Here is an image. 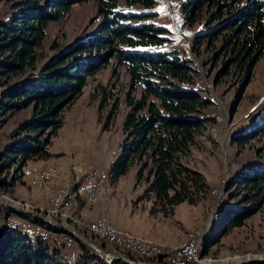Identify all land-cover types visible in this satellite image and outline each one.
<instances>
[{"label": "trees", "instance_id": "trees-1", "mask_svg": "<svg viewBox=\"0 0 264 264\" xmlns=\"http://www.w3.org/2000/svg\"><path fill=\"white\" fill-rule=\"evenodd\" d=\"M85 1L89 0H0L7 5L6 14H0V130L13 123L17 113H28L0 139V171L8 176L0 182L1 190L9 192L16 181L23 182L22 166L28 158L49 155L45 147L61 124L63 108L77 97L88 76L112 61L128 79L123 137L112 163V177L124 174L134 163L136 181L144 182L137 199L150 200V213L170 216L181 202L198 203L205 196L207 183L183 158L195 143L194 133L213 121L204 112L212 101L191 76L195 70L184 54L150 49L162 44L166 32L147 21L154 12L145 10L154 7L156 0H91V30L83 35L80 30L72 41L57 46L37 64L47 24L59 21L71 5ZM131 6L141 10L127 8ZM179 9L185 25L202 22L203 28L192 37L194 47L198 50L206 44L210 51L217 48L208 60L214 65L224 58L217 77L233 68L242 73L245 83L264 51V0H180ZM97 90L103 100L111 98V91L104 86L98 84ZM115 109L114 104L110 116ZM263 132L264 120L257 119L231 139L243 143ZM224 191L227 205L217 209L214 235L205 242L203 252L229 226L241 225L264 204V150L253 151L241 161L228 176ZM20 217L55 232L37 220ZM38 235L34 229L22 227L1 230L0 264H126L99 256L70 235L67 246L44 242ZM71 247L72 258L60 249Z\"/></svg>", "mask_w": 264, "mask_h": 264}, {"label": "rangeland", "instance_id": "rangeland-1", "mask_svg": "<svg viewBox=\"0 0 264 264\" xmlns=\"http://www.w3.org/2000/svg\"><path fill=\"white\" fill-rule=\"evenodd\" d=\"M179 2L180 0H156L155 6L145 11L154 12L153 16L147 21L155 23L166 30L163 33L165 40L162 44L150 49L165 52L177 50L184 54L195 70L191 71V76L201 86L200 88L205 91L202 93H206L212 101L204 109V112L213 121L194 133L195 143L191 146L190 152L183 158V162L186 165L202 173L207 183L204 198L194 204V207L189 206L195 211L189 212L191 225L185 229L183 239L177 244L165 245L146 238L135 237L129 231L115 228L107 223L103 216H97L91 221H84L75 219L67 213L71 205L70 200L74 198L71 195L73 191L75 192V197L83 199L77 192V188H79V184L83 182L84 178L87 177V174L99 175L105 189V193L101 197L106 194L109 198H112L114 203L122 204L123 198L121 196L129 194L133 185L142 184L144 188V182L142 180L136 181L135 179L136 165L134 163L130 164L126 172L117 178H113L111 174L112 163L123 137L121 121L126 112L123 98L126 83L128 82L123 69L116 68L112 61L92 76H88L86 84L82 87L77 97L63 108L61 111V124L54 134L49 137L48 144L45 147L49 155L46 157H30L25 161V164L56 162L63 170H66L67 167L68 172L74 173L77 177V180L73 181V185L63 181L53 193L50 208L54 213L63 216L52 214L55 219L66 220L70 223L76 222L87 231L91 223L100 220L117 231L129 233L131 236L142 240L143 244L156 246L154 249L157 256L146 258V260L167 264L165 257L168 254V250L174 251L182 247L196 232L195 237L198 240L202 239L203 244L199 256H196L188 264H239L245 261H264V204L257 212L246 217L241 225L229 226L225 233L213 244H210L206 252H203L205 242L214 235L213 229L216 227L218 219L217 209L223 204L227 205V202L224 203V190L228 176L253 151L264 150V132L259 135H252L243 143H237L231 139L234 134L247 130L248 125L255 120H264V51L254 62L245 83H242V73L233 68H230L227 74L217 77L219 66L224 58L222 60L218 59L214 65L211 62L209 63L208 60L211 59L210 57H212L217 48L210 51L206 48V44H202L198 50L194 47L192 37L197 30L203 28L202 22L196 21L191 26L185 25L184 16L179 9ZM119 5L124 6L122 2ZM6 6L3 2L0 3V14L2 16L7 12ZM127 8L141 10L136 6ZM157 9H162V11H157ZM93 16L94 6L93 2L89 0L71 5L59 21L49 22L45 28L46 35L43 47L39 51L37 64L40 65L45 58L53 54L57 46L61 47L72 41L79 35L78 32L80 30L83 31L82 35L87 33L88 30L90 31L94 25L92 20H90ZM216 77L217 80L214 81ZM98 84L111 91L110 99H102L101 94L97 92ZM114 104L116 109L110 116L112 105ZM26 115H28L27 111L17 113L13 117L15 119L14 122ZM11 122L8 127L0 130V139L5 132L7 133L12 129L15 123ZM68 159L69 164L67 166ZM25 164L22 166L21 178L31 187L46 189L58 175L56 165L46 164L43 167L33 168ZM46 171H52L53 176L40 182L41 174ZM7 179L8 176L6 178L5 172L0 171V182ZM36 181L37 184L35 183ZM21 183L19 180L16 181L9 192H4L0 188V193L10 200L27 205L19 199L22 192H26ZM114 186L115 189L113 190ZM137 197L135 200H145V198L137 199ZM183 204L187 203L183 202ZM181 208L178 207L174 213L178 216L175 217L176 219L172 216L173 213L170 216H164L169 219L173 230H182L184 227L183 220L187 214L182 215ZM0 209L4 208L0 207ZM5 210L8 211V209ZM49 213L51 214V211ZM8 216L9 214L0 212L2 228L4 226L9 229L22 227V222H18V220L10 223L11 226L7 224L10 220ZM203 227L204 230H202ZM22 228L34 229L39 234L40 240L44 242L55 245H70L71 238L69 235L46 229L41 231L39 227L32 224ZM1 230L3 229L0 227ZM58 235L65 237L63 239L66 240L69 238V240L53 238ZM99 239L96 237L95 241L100 243L102 239ZM113 246L131 255L138 256L137 253L125 248L107 242L104 243V247L108 250H114ZM60 249L69 254L71 258L75 255L72 252V247Z\"/></svg>", "mask_w": 264, "mask_h": 264}, {"label": "crops", "instance_id": "crops-1", "mask_svg": "<svg viewBox=\"0 0 264 264\" xmlns=\"http://www.w3.org/2000/svg\"><path fill=\"white\" fill-rule=\"evenodd\" d=\"M46 164H53L57 166L58 175L56 176V178L51 181L46 189L31 187L23 181L21 185L24 186L26 192H22V195L19 199H21L23 203H26V206L28 207L38 208L40 211H44L50 214L49 210L51 197L58 188L59 184L65 181L68 182V184L73 185V181H76L77 177L74 175V173H69L67 167L66 170H63V168L56 162H46L42 164L26 163L25 165H27L28 167L36 168L38 166L43 167V165ZM68 164L69 159L67 161V166ZM112 189L114 190L115 186ZM142 189V184L133 185L129 194H123V196H121L123 198L122 204L114 203L112 198H109V196H107L106 194L97 202L88 203L82 198L80 199L75 197V192L73 191L71 195L74 198H70L71 205L69 210H67V213H69V215L75 219L84 221H91L97 216H103L104 220L110 225L121 230L129 231L135 236L146 238L150 241L153 240V242L157 241V243L160 242L161 244L163 243L165 245H171L175 243L177 244L180 240L183 239L185 229L191 225V215L189 212H194L195 209L193 210L189 208V206H194L190 204H183V202L175 206L172 215L174 218L178 217L177 214H174L178 207H182V215H187H185L186 218L183 220V229L173 230L167 217H164L160 213L149 212V199L135 200L136 197L141 193ZM77 190V192L80 193L79 188ZM24 196L26 199L24 198ZM84 202H86V204H84Z\"/></svg>", "mask_w": 264, "mask_h": 264}, {"label": "bare ground", "instance_id": "bare-ground-1", "mask_svg": "<svg viewBox=\"0 0 264 264\" xmlns=\"http://www.w3.org/2000/svg\"><path fill=\"white\" fill-rule=\"evenodd\" d=\"M52 176H53V172L52 171H46L43 174H41V176H40V182H42L44 180H48ZM90 176L93 177L94 179H96V184H91L87 188V190H81L79 188V192H80L79 194H81L83 196V199H85L86 202H88V203H95L105 193V189H104V187H103V185H102V183L100 181V177H99L98 174H91ZM35 183L37 184V181ZM80 184H81V186H88V179H87V177L84 178L83 182L80 183ZM92 197H96V198H92ZM0 210L2 212H4V213H10L11 215L8 216L9 219H14L16 221L18 220V222H22V227H27L28 225H30V223L28 222L30 220L20 217L21 215L18 216V214L14 213V212H12L10 210L6 211L5 208L4 209H0ZM50 211H51V214L50 215L52 217H53V215L56 216L58 214V213H54L51 210V208H50ZM58 215H61V214H58ZM32 224H33V222H32ZM34 224L35 225H39V224H36V223H34ZM71 224L73 226H75L77 229L80 228V229H83L84 231H87L83 227L79 226L76 222L75 223H71ZM0 227H1V229H5V228H2V221L1 220H0ZM100 230H105L106 233H109V237H127V238L109 239L108 237H103V234L100 232ZM202 230H204V228ZM41 231H44L43 228L41 229ZM88 231L91 232V233L89 232V234H91V235H93V236H95L97 238H100V239L104 240L107 243H111L113 245H116V246H119L121 248H125L127 250H130L132 252L137 253L138 256L142 257V258L139 257L141 260H144V261H147V262H151V263H158V262H152V261L146 260V258H152V257H156L157 256L156 250L154 249L156 246L153 247L152 245L150 246V245H147L145 243L143 244L142 240L135 238L136 236L133 237L129 233L117 231L114 228H111V227L105 225L100 220L99 221H95L94 223H91V226L89 225V227H88ZM51 234H55V233H51ZM60 234H62V233H60ZM63 234H65V233H63ZM66 235H69V234H66ZM53 238L54 239H58L59 238V239L65 240V241H68L69 240V238H67L68 240L63 239L65 237L60 236V235L54 236ZM128 238L130 239V241H129ZM144 242H146V241H144ZM189 242H190V248H186L185 249V256L172 257L169 254H166V257L164 256L166 263L167 264H188L191 260L195 259L196 256H199V252L201 250L203 241H202V239L198 240V238H196L195 236L193 238H191L182 247H180V248H178V249H176L174 251H181V250H183ZM141 245H143V247H140ZM115 249H118V248H115ZM115 249H114V251H117ZM119 250H121V249H119ZM122 251H124V250H122ZM124 252H126V251H124ZM121 253H123V252H121ZM159 261H161V260H159ZM159 264H163V263H159Z\"/></svg>", "mask_w": 264, "mask_h": 264}, {"label": "water", "instance_id": "water-1", "mask_svg": "<svg viewBox=\"0 0 264 264\" xmlns=\"http://www.w3.org/2000/svg\"><path fill=\"white\" fill-rule=\"evenodd\" d=\"M0 207L8 209L18 215L24 216L26 218L34 219L40 223L46 225L50 229L69 234L76 240L83 243L88 248L92 249L99 256L108 259H119L126 264H159L151 263L141 259H133L124 253L114 250H108L103 244H96L90 236H87L84 232L79 231L75 226H73L68 221H60L53 218L50 214L40 211L38 208L28 207L24 204H19L13 200H10L0 193ZM239 264H264V261H245Z\"/></svg>", "mask_w": 264, "mask_h": 264}, {"label": "built area", "instance_id": "built-area-1", "mask_svg": "<svg viewBox=\"0 0 264 264\" xmlns=\"http://www.w3.org/2000/svg\"><path fill=\"white\" fill-rule=\"evenodd\" d=\"M87 179H88V186H81V184H79V188L81 190H87V188L91 185V184H96V179H94L93 177H91L89 174H87ZM92 198H96V197H92ZM10 223H14V219H10L8 221L7 224ZM204 228V227H203ZM100 232L103 234V237H108L109 239H120V238H127V237H109V233H106L105 230H100ZM196 234V232L194 233V235L192 237H194ZM191 237V238H192ZM190 238V239H191ZM129 239V238H128ZM130 241V239H129ZM140 247H143V245H141ZM186 248H190V242L186 245V247L181 250V251H168V254L172 257H180V256H185V249Z\"/></svg>", "mask_w": 264, "mask_h": 264}, {"label": "snow or ice", "instance_id": "snow-or-ice-1", "mask_svg": "<svg viewBox=\"0 0 264 264\" xmlns=\"http://www.w3.org/2000/svg\"><path fill=\"white\" fill-rule=\"evenodd\" d=\"M157 11H162V9H157Z\"/></svg>", "mask_w": 264, "mask_h": 264}]
</instances>
